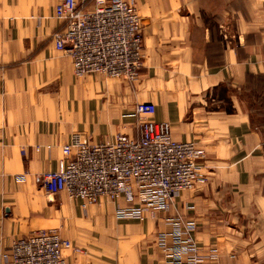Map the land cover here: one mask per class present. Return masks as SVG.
Instances as JSON below:
<instances>
[{"label":"crops","instance_id":"0c3cea01","mask_svg":"<svg viewBox=\"0 0 264 264\" xmlns=\"http://www.w3.org/2000/svg\"><path fill=\"white\" fill-rule=\"evenodd\" d=\"M59 1L0 0V264L11 262L13 242L41 230L83 250L66 251L69 264L161 263L162 219H119L106 199L86 211L65 193L50 201L39 180L59 169L73 134L91 144L137 137L128 115L145 102L156 105L155 120L170 124L175 141L206 152L207 184L179 195L171 215L196 218V242L217 245L220 264H264V126H254L244 97L251 77L264 79V56L252 53L261 49L249 38L258 28L249 18L200 26L206 45L223 48L222 63L211 65L194 61V18H143L139 82L78 78L71 57L55 47Z\"/></svg>","mask_w":264,"mask_h":264},{"label":"built area","instance_id":"2783aa9c","mask_svg":"<svg viewBox=\"0 0 264 264\" xmlns=\"http://www.w3.org/2000/svg\"><path fill=\"white\" fill-rule=\"evenodd\" d=\"M55 18L62 25L54 34L55 47L71 57L76 77L140 81L144 20L136 0H60ZM155 115L154 103L135 106L128 116L136 119L137 137L118 134L91 144L85 135L73 134L59 169L40 175L41 187L50 201L65 193L85 211L106 199L116 204L119 219H162L160 264H220L218 246L202 248L194 238L199 221L171 215L179 195L207 184L206 152L198 142L175 141L170 124ZM66 251L83 253L56 230H41L13 242L9 264H69Z\"/></svg>","mask_w":264,"mask_h":264},{"label":"rangeland","instance_id":"374dc122","mask_svg":"<svg viewBox=\"0 0 264 264\" xmlns=\"http://www.w3.org/2000/svg\"><path fill=\"white\" fill-rule=\"evenodd\" d=\"M229 1L230 5L228 0H142V3L141 0H136V4L142 18H194L192 28L194 61L202 62L207 59L211 65H218L223 61L221 45L217 42L206 45L200 32V26L211 25L213 27L218 22L211 18H219L221 21L223 18H249V21L254 23L252 29L257 30L258 28V31L249 34L250 43L256 42V46L261 49L252 53L264 56V0ZM197 18L205 19L206 23L199 25L196 23ZM185 55L188 57L190 51L176 53V56L185 57ZM181 67L182 70L185 68L184 65ZM105 80L122 81L106 78ZM247 90L244 97L248 102L254 126H264V79L251 77ZM237 245L242 246L241 243ZM255 261L256 259H252V262Z\"/></svg>","mask_w":264,"mask_h":264},{"label":"bare ground","instance_id":"6f19581e","mask_svg":"<svg viewBox=\"0 0 264 264\" xmlns=\"http://www.w3.org/2000/svg\"><path fill=\"white\" fill-rule=\"evenodd\" d=\"M144 53V52H143Z\"/></svg>","mask_w":264,"mask_h":264}]
</instances>
